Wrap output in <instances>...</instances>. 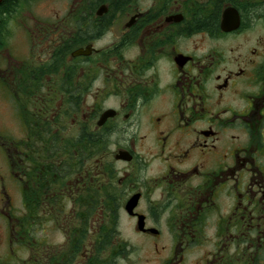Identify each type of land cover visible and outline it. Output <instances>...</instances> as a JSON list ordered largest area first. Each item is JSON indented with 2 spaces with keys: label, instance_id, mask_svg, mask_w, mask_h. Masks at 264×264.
Instances as JSON below:
<instances>
[{
  "label": "flooded vegetation",
  "instance_id": "flooded-vegetation-1",
  "mask_svg": "<svg viewBox=\"0 0 264 264\" xmlns=\"http://www.w3.org/2000/svg\"><path fill=\"white\" fill-rule=\"evenodd\" d=\"M42 3L0 18V261L264 264V0Z\"/></svg>",
  "mask_w": 264,
  "mask_h": 264
},
{
  "label": "rangeland",
  "instance_id": "rangeland-1",
  "mask_svg": "<svg viewBox=\"0 0 264 264\" xmlns=\"http://www.w3.org/2000/svg\"><path fill=\"white\" fill-rule=\"evenodd\" d=\"M66 0H46L44 3L38 5L37 8H35L33 15H39L41 17H45L50 13V10L52 8H60L61 4L64 3ZM1 111V108H0ZM3 122L5 121L4 118ZM9 187H13L12 182H8ZM12 197H13V203L14 207L16 210H22V198L19 196V193L16 191L12 192ZM7 244V239L4 236L3 232V226L2 223L0 222V260L4 259L7 254L10 253V250L8 248ZM15 253L13 255V258L15 259V263L22 264L23 261L28 260L30 258L29 253L27 250L22 249L21 247H14Z\"/></svg>",
  "mask_w": 264,
  "mask_h": 264
},
{
  "label": "trees",
  "instance_id": "trees-1",
  "mask_svg": "<svg viewBox=\"0 0 264 264\" xmlns=\"http://www.w3.org/2000/svg\"><path fill=\"white\" fill-rule=\"evenodd\" d=\"M16 1V0H15ZM32 1H37V0H32ZM8 4V0H5L1 6V10H0V18L2 17V11L6 9V6ZM4 8V9H3ZM1 26H2V19H0V30H1ZM32 237L35 238L34 235H32ZM21 243V242H20ZM22 244V243H21ZM0 264H8V263H5L4 261H0ZM9 264H19V263H15V262H10ZM22 264H36V263H28L26 261L22 262Z\"/></svg>",
  "mask_w": 264,
  "mask_h": 264
}]
</instances>
